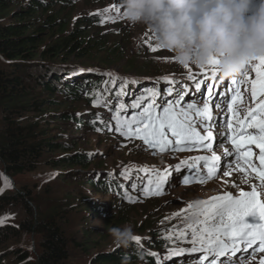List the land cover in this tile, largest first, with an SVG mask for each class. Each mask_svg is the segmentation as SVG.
<instances>
[{
	"label": "trees",
	"instance_id": "trees-1",
	"mask_svg": "<svg viewBox=\"0 0 264 264\" xmlns=\"http://www.w3.org/2000/svg\"><path fill=\"white\" fill-rule=\"evenodd\" d=\"M63 1L66 0H0V188L3 189L0 192V264H69L71 250L82 249L79 239L85 236L83 227L70 236L71 232L64 226L70 223L69 213L74 205L79 200V205L80 202L88 204L87 200L65 199L64 206L46 209L41 216L35 202L43 201L41 190L47 181L42 183L45 178L42 169L58 170L63 161L85 170L89 167L90 155L69 154L71 144L65 143L63 134L56 131L61 127L58 124L71 122L77 127L85 125L95 129L98 123L92 121V113L81 115L49 109L77 101L91 108L104 106L105 109V92L110 102L118 99L110 92V86L102 88L116 78L106 75L110 71L106 60L96 67L82 62L93 60L90 55L105 44L86 41L82 31L69 33L59 19L50 15L44 21L37 16L39 12L46 13L49 6L70 4ZM87 20L93 26L99 24L97 15ZM123 67L121 70L133 71L131 66ZM99 70L106 71L103 74ZM189 71L193 69L186 72ZM100 74L103 75L97 76ZM168 80L172 79L162 81ZM94 100L98 101L96 106ZM118 107L114 109L115 114ZM58 151L63 157L56 159L54 154ZM29 175L36 177L22 180ZM72 178L86 181L94 190L118 194L122 199L113 177L73 174ZM89 206L98 210V206ZM127 248L98 256L90 264H114L119 260L125 264H157L149 255L148 247L135 246L121 255Z\"/></svg>",
	"mask_w": 264,
	"mask_h": 264
},
{
	"label": "rangeland",
	"instance_id": "rangeland-1",
	"mask_svg": "<svg viewBox=\"0 0 264 264\" xmlns=\"http://www.w3.org/2000/svg\"><path fill=\"white\" fill-rule=\"evenodd\" d=\"M63 2L70 4L62 5L60 3L55 7L49 6L46 13L39 12L40 15L37 16L40 21H44L50 15L59 19L64 25V30L67 29L69 33L76 30L82 31L86 34V37L84 36L86 41L105 44L104 48H97L90 55L91 58H94L93 60L81 61L96 67L102 60H106L110 66L109 70L114 73L116 78L115 81L111 80L108 84L105 83L102 88L107 89V86H110L112 88L110 92L115 93L117 98L122 94L131 96L129 99H132L133 96H145L146 92L154 85L151 81L200 68L195 65L187 67L178 65L172 52L158 46L155 36L149 28L143 24L131 25L123 17L122 0H79L78 2L66 0ZM106 9L107 11H105ZM51 12L52 14H49ZM92 15H97L99 24L93 26L88 23L87 17ZM56 32L53 31V33ZM153 48L159 51H152ZM116 51L118 54L113 53ZM110 53H112L111 56L108 55ZM124 65L133 67V71L121 70ZM156 88L161 90L158 86ZM104 96H106L107 103L105 109H103L104 106L97 109L88 107L82 101L65 102L49 109L52 111H73L81 115L92 113L91 119L98 125L93 129L85 125L77 127L78 125L71 122L58 124L61 127L56 131L63 134L62 140L65 143L71 144L68 149L69 154L79 152L90 155L91 158L86 170L78 166H69L70 163L64 161L61 162L58 170L49 172L48 168L42 169L45 172L42 183L47 182L41 190L43 196L41 200L43 201L36 200L35 202V206L40 212L39 216L46 213V209L52 210L64 206L65 199L87 200L88 204L80 202L79 205V200L74 205L72 212L69 213L70 223L64 226L71 232L70 236H74L75 231H81L82 227L85 232L84 238L79 239L81 248L85 250L73 248L69 264H90L91 260L98 256L120 252L124 247H118L113 243L109 231L112 227H131L134 236L140 237L139 245L132 240L128 248L121 251V255L129 248L141 246L148 247L149 253L158 254L161 264H190L186 261L187 258L178 260L179 257H183V254L165 260L170 249L192 246L188 243L191 240V234L190 230L186 229V224L191 222L193 217L191 210H187V205H195L197 201H206L226 192L236 195L239 189L249 183H245L244 179L238 180V178L235 181L232 177H227L229 182L225 188L221 189L225 176L224 174L221 177L218 175L211 178L212 181L216 180V188H214L215 185L212 189L199 188V190H205V193L201 196L196 195L199 197L194 201L196 197L187 195L185 189L203 186L205 185L203 183H211V179L208 180L210 182H203V185H184L178 178L185 170L183 166H180L182 160L186 158L184 155L177 159H174L173 155L161 157V155L142 151L134 143L122 141L116 132L110 129L113 124L111 104L120 100L116 99L110 102L106 92ZM127 99L121 100V103ZM62 154L58 151L54 156L57 159L63 157ZM187 156L189 157V155ZM165 172L168 174V179L162 192L154 197L144 195L140 184L145 180L155 181L157 175ZM73 174L113 177L112 182L119 189L122 199L118 197V194L112 195L105 193L102 189H92L87 186L86 181L72 178ZM35 177L36 175H29L22 180H31ZM48 181H50L49 184ZM234 183L236 187H233ZM248 188L249 186L245 187L246 190ZM49 200L52 203H49ZM89 205L98 206V210H94ZM181 231L185 232L183 239L178 237ZM166 237L168 238L166 239ZM31 246V251H33V245ZM155 246L158 249H155ZM152 257L157 262V256L152 255ZM259 261L260 259L247 264H259ZM114 264L125 263L119 260ZM133 264L140 263L134 262Z\"/></svg>",
	"mask_w": 264,
	"mask_h": 264
},
{
	"label": "snow or ice",
	"instance_id": "snow-or-ice-1",
	"mask_svg": "<svg viewBox=\"0 0 264 264\" xmlns=\"http://www.w3.org/2000/svg\"><path fill=\"white\" fill-rule=\"evenodd\" d=\"M152 51H156V49L153 48ZM253 61L258 63L253 64ZM216 63L213 60L208 65L213 76L217 75ZM250 65L255 73V79L250 81L251 94L253 101H256L258 96L264 97V56L253 57L247 64L242 65L240 75L244 79L239 81L233 78L231 83L234 85L248 83L247 68ZM201 70L203 71L204 67H201ZM106 75L111 74L106 73ZM165 79L167 78L165 77ZM204 83L208 87V96L212 97L213 86L208 85L207 81ZM221 86L228 87V82L225 81ZM199 88L200 85L197 84V90ZM228 90L231 91L232 89L229 88ZM150 95L155 97L159 95V92L153 90ZM169 95H171L170 91ZM215 95L220 96L222 93L216 92ZM177 96H180V93H177ZM225 99H228L226 95ZM240 100L241 94L237 87L231 97V102L227 105L228 111L231 113V119L227 121L230 132L227 139L233 145L234 151L229 153L228 150H225V156L233 154L236 156V168L244 173L245 183L248 182V176L251 173L260 181V184H253L251 191H240L239 196L226 192L224 195L214 196L206 201H197L195 205L188 204L187 210H191L193 220L186 224V229L190 230L191 240L188 243L192 246L190 248L170 249L165 260L182 254L200 253L194 264H242L249 249H251L253 257L256 252H264V199H262L264 197V99H260L254 108L248 109L244 119L239 118L234 107ZM93 103L96 106L98 101L94 100ZM215 103L213 99L212 104ZM132 107L136 109L140 108L141 105L135 101ZM124 108V104L119 105V109ZM157 108H161L162 111L157 113L155 111ZM187 109L188 111L180 107L179 100L166 102V106L153 101L148 103L138 115L134 114L130 119L121 120L117 114L115 130L121 135L142 139L145 144L151 147H159L161 151L166 150L170 144L174 150L178 151L186 150L188 145L211 150L213 148L211 129L220 125L213 122V111L208 100L204 101L202 107L188 104ZM189 112L194 113V116L189 115ZM194 117H199V120ZM205 120L210 123L205 124ZM132 125H137V127L133 129ZM200 126L204 127L205 135H201L197 130ZM249 129L256 131L250 132ZM167 133H171V136L175 138L174 144L172 140L168 139ZM249 145H255L259 149V154L256 155ZM254 155L259 161V166L252 162ZM197 159L205 162L204 167L207 169L208 179L212 178L221 168L219 164L221 157L217 156L215 152L211 157L200 156ZM229 175L228 171H224V176ZM167 179V172L159 174L155 179V188L145 190L160 194V190ZM190 182L187 178L184 180L185 184ZM199 182L202 183L203 178ZM148 183L151 185L153 181L150 179ZM233 187H236L235 183ZM2 191L3 189L0 188V192ZM185 219L187 220L188 217L186 216ZM178 237L185 238V232H179ZM132 240L137 245L140 244V237L133 236ZM254 245L258 246L253 247ZM238 253L241 254L239 257H237ZM149 255L157 256V264H161L158 254L149 253ZM259 264H264V257H261Z\"/></svg>",
	"mask_w": 264,
	"mask_h": 264
},
{
	"label": "clouds",
	"instance_id": "clouds-1",
	"mask_svg": "<svg viewBox=\"0 0 264 264\" xmlns=\"http://www.w3.org/2000/svg\"><path fill=\"white\" fill-rule=\"evenodd\" d=\"M123 17L149 28L159 47L180 66L207 67L215 60L222 78L264 56V0H122ZM118 247H127L131 227H112Z\"/></svg>",
	"mask_w": 264,
	"mask_h": 264
},
{
	"label": "bare ground",
	"instance_id": "bare-ground-1",
	"mask_svg": "<svg viewBox=\"0 0 264 264\" xmlns=\"http://www.w3.org/2000/svg\"><path fill=\"white\" fill-rule=\"evenodd\" d=\"M227 177H232L234 180L235 179H238V177L237 176H235V175H233V174H230L229 176H225V181H223V183H222V186L220 187L221 189H223V188H225V185L229 182V179L227 178ZM249 179V181H250V183L251 182H253L254 183V180H252L251 178H248ZM213 179H211V183H203V184H205V185H203L202 183H200V184H196V185H203V186H199V187H188V188H186L185 190L187 191V195H191V196H193L195 199H194V201L199 197V196H201V195H203L204 193H205V190H199V188H203V189H206V188H210V189H212L213 187H214V185H215V187L214 188H216V180H214V181H212ZM234 180H233V182H234ZM238 180H240V179H238ZM237 180V181H238ZM236 181V180H235ZM205 182H210V181H205ZM208 190V189H207ZM217 191V190H216ZM196 195H199V196H196ZM220 195H223V193L222 194H220ZM189 198H191L190 196H188ZM203 199V198H202Z\"/></svg>",
	"mask_w": 264,
	"mask_h": 264
},
{
	"label": "water",
	"instance_id": "water-1",
	"mask_svg": "<svg viewBox=\"0 0 264 264\" xmlns=\"http://www.w3.org/2000/svg\"><path fill=\"white\" fill-rule=\"evenodd\" d=\"M104 71L106 70H99L100 73H103L104 74ZM95 72V71H94ZM108 73H110L111 75H113L114 73H112L111 71H107ZM96 73V72H95ZM115 76V75H114Z\"/></svg>",
	"mask_w": 264,
	"mask_h": 264
}]
</instances>
